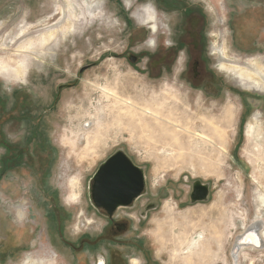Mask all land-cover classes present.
<instances>
[{
  "label": "rangeland",
  "instance_id": "1",
  "mask_svg": "<svg viewBox=\"0 0 264 264\" xmlns=\"http://www.w3.org/2000/svg\"><path fill=\"white\" fill-rule=\"evenodd\" d=\"M61 1L0 0V43L15 49L28 36L19 38L21 29L50 21ZM96 1L103 22L59 41L44 64L29 61L26 82L0 77L8 115H18L23 104L32 119L8 123L7 134L20 140L39 126L54 152L52 159L41 155L34 140L31 169L24 165L0 180V264H47L45 254L54 251L58 264H264V207L255 202L264 184V94L243 90L222 72L223 59L214 52L226 36L241 64L264 60V0H225L222 7L217 0ZM143 6L157 14V35L140 20ZM202 23L204 73L213 90L185 78L188 54L177 51L180 35L191 44ZM106 87L119 99L108 98ZM128 100L135 107L123 105ZM152 111L160 112L168 134L153 129ZM254 116L262 131L249 136ZM89 123L100 125L85 134ZM118 151L144 170L147 182L131 207L114 214L125 229L110 225L91 201L93 176ZM195 182L209 186L207 201L191 202ZM72 191L79 194L75 202L68 200ZM28 207L31 215L21 211ZM256 225L263 246L240 245L234 253L237 239ZM196 234H203V253L188 254L185 242ZM18 240L27 245L16 247Z\"/></svg>",
  "mask_w": 264,
  "mask_h": 264
},
{
  "label": "bare ground",
  "instance_id": "2",
  "mask_svg": "<svg viewBox=\"0 0 264 264\" xmlns=\"http://www.w3.org/2000/svg\"><path fill=\"white\" fill-rule=\"evenodd\" d=\"M62 1L59 3V5H57L56 12L54 13L55 17L53 16L54 18H51L50 21L47 20L44 23L41 22L42 24L39 23V25L36 27L27 26L24 29H21L19 34H17L18 37L23 38L26 35L28 36L19 45H17L15 49H11L10 48L11 46L9 47V42H7L5 39L1 40L0 51L9 52L8 53L9 56L0 57V77L16 83L22 81L26 82L28 73H30L29 61L30 62L32 61L33 64H37V63L44 64L47 55H51L55 52L53 47H55V44L59 43V41L67 40L71 35H78L81 37L95 23H97V21L103 22L105 20V13L103 12L102 5L100 4V2H97L96 0H62ZM217 1L222 7L224 4V0H217ZM139 15L141 18L140 20L144 23V25L149 26V30H151L153 34L157 35L159 33L160 28H159L158 17L156 12L154 11L152 12V10L149 7L143 6L142 9L139 11ZM39 27H45L44 31L42 30V32L40 33L37 32V35L35 36L30 35L31 33L27 34L28 32L31 31V29L39 28ZM213 34L216 37H220L221 32L219 30H215ZM12 42L13 40L11 41V43ZM151 42H154V39H152ZM214 52H216L215 54L221 57V60L223 59V61L220 62L221 63L220 69L222 70V72L225 71L226 73H228L229 76L232 78V80L237 84H239V86L243 90L245 91L251 90L255 92L258 91L264 94V60L261 57L248 58L245 63L241 64L240 63L241 59L239 56L233 57L230 54V50L227 45L226 36L223 37L222 47L218 49L216 48ZM41 54L44 55V58L40 57ZM104 93L108 98L114 97L115 99H119L117 93L110 87H106L104 89ZM124 104L127 105L129 109H132L131 107H135V105L129 103V100L128 102L123 101V105ZM124 108L121 107V109ZM129 109H127V111H129ZM130 111L132 112V110ZM152 112H153L152 117H154V121L156 123V125L152 126L153 129L155 131H158L160 136L168 134L169 131L166 130V127L163 125V122H161L162 124L160 123V118H159L160 112L159 111H155V112L152 111ZM143 114L147 115L146 113ZM95 125H100V124L97 123ZM95 125H92V123H89L87 125L85 124V128H86L85 134H90L94 132ZM247 127H248L247 133L249 136L255 135L256 133H260V131H262V121L258 118V116H254L248 123ZM214 131L216 133H220L218 128H215ZM197 136L206 142L208 141L210 142V139H208L204 135L200 136L198 134ZM72 143L75 144V140ZM73 185L74 184L72 183V187ZM258 192L259 193L255 196V202L259 207L262 208L264 207L263 183L259 184ZM78 197L79 194L72 191L68 200L75 202L78 200ZM28 209L27 210L22 209L21 211L29 213L31 215L32 212L30 211V209L29 210ZM21 213L19 212V215ZM258 231H260V226L256 225L254 226L253 229L247 231V233L245 234L246 237L243 239L244 242L241 243L240 238L237 239V244L234 253L238 251L240 245L250 247L253 249L261 247L262 244L259 238L261 236ZM197 235L198 234L194 235L192 239H190L188 242H185V244H187L185 250L188 252V254L190 252L191 253L195 252L196 249H199L198 254L203 253L202 250L204 246V239H203L204 237L203 234L201 235L199 234V238H197ZM45 248L46 247L44 245H41L40 250L41 249L44 250ZM47 256L48 254L46 253L45 261L47 262V264H58V254L55 251L53 253H50V257ZM234 258L236 259V257ZM32 262L34 264H45L43 261H39V260L32 261L31 259H27V261L24 264H31Z\"/></svg>",
  "mask_w": 264,
  "mask_h": 264
},
{
  "label": "flooded vegetation",
  "instance_id": "3",
  "mask_svg": "<svg viewBox=\"0 0 264 264\" xmlns=\"http://www.w3.org/2000/svg\"><path fill=\"white\" fill-rule=\"evenodd\" d=\"M181 17H183V14L181 15ZM204 31L205 26L202 23L201 28H197L194 37H192L191 44L186 41V38L183 36L184 34H181L180 40L182 44H179L177 51L183 48L184 51L186 50L188 54L186 70L184 73L185 78L190 80L194 85H200V87H203L206 90H213V81L211 77L207 76V73H204L205 71H207L206 68L208 66L205 62L206 47L204 41ZM174 57L176 58V54L174 55ZM132 59L133 61H136L137 58L133 57ZM166 60L167 56L162 58V61L165 62V64L167 62ZM168 61H170V59ZM6 107L7 106L3 98L0 97V149L4 150V154L0 156V166L2 170L0 172V180L8 172L16 168H22V166L24 165L27 168L31 169L29 164H27L26 162L27 160L29 161L30 156L32 155L31 150L33 147L34 140H38L37 146L34 147L36 148V152L40 153L41 155L46 153L48 157L51 156V159L54 153L51 146L46 144V136L41 133V131L39 130V126L36 125L32 127L30 129V132L26 136H23V138H21L20 140H12L10 135L7 134L8 131L6 125L11 122H13L14 124H18L22 120L32 122V119L30 117L31 111L28 110L25 106H23V104H21L19 110L20 113H18V115H16L15 113L13 115H8L10 112L8 113V109ZM39 124L40 123H38L37 125ZM132 205L128 207H131ZM16 208L23 207L16 206ZM99 210H102L107 214V218L110 225H116L119 226V228L123 227L120 226V223L116 222L113 218L116 212L112 216H110L108 212L103 208H99ZM123 228L125 229L126 226H124ZM19 243H21V245L23 244L22 247L27 245L22 240H18L16 241V247H18Z\"/></svg>",
  "mask_w": 264,
  "mask_h": 264
},
{
  "label": "water",
  "instance_id": "4",
  "mask_svg": "<svg viewBox=\"0 0 264 264\" xmlns=\"http://www.w3.org/2000/svg\"><path fill=\"white\" fill-rule=\"evenodd\" d=\"M65 87H60L62 91ZM91 201L95 208H103L112 216L119 208L132 205L146 188V175L142 168L134 164L122 151L116 152L106 160L93 176ZM210 188L201 182L193 184L191 202L207 201ZM252 232V231H251ZM245 236L240 238L244 242ZM261 244L263 246V240Z\"/></svg>",
  "mask_w": 264,
  "mask_h": 264
}]
</instances>
